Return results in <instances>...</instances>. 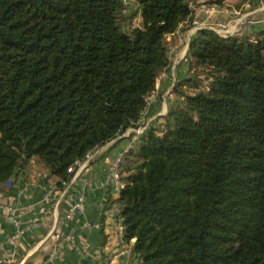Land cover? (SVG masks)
Returning <instances> with one entry per match:
<instances>
[{
  "label": "trees",
  "instance_id": "trees-1",
  "mask_svg": "<svg viewBox=\"0 0 264 264\" xmlns=\"http://www.w3.org/2000/svg\"><path fill=\"white\" fill-rule=\"evenodd\" d=\"M196 1L135 0L126 15L125 0H0V194L32 161L64 190L77 161L141 126ZM187 58L106 208L140 264H264V31L200 27Z\"/></svg>",
  "mask_w": 264,
  "mask_h": 264
},
{
  "label": "crops",
  "instance_id": "crops-1",
  "mask_svg": "<svg viewBox=\"0 0 264 264\" xmlns=\"http://www.w3.org/2000/svg\"><path fill=\"white\" fill-rule=\"evenodd\" d=\"M207 1L198 0L193 6L207 4ZM219 8L220 11L212 16L215 23L233 24L238 30L237 33L247 34L252 37L264 31V0H224ZM196 30L194 28H190L188 31L179 30L174 39H172L171 35L168 36V40H172V43H174L171 45L170 66L172 62H174V66L177 65L178 67L185 63L187 65L186 69H188L187 44H189ZM181 44H184V47L179 49L178 45ZM163 73L166 74L167 71H162L159 78ZM165 102L164 99L161 103L164 104V107L166 106ZM167 111L165 113L160 112L157 115L160 114L161 117ZM130 129L94 151L95 161L83 169L82 173L79 174L72 184L70 191L73 194H78L82 191L84 176L91 177L90 184L85 187L84 215L67 217L71 203L67 196H62L58 187L59 179L57 176H49L47 179H42L38 172L43 170L34 161H32V165L20 172L14 188L9 193L1 195V199L10 204H19L16 193L23 186L24 181H28L29 190L24 200L31 201L35 209L40 212L46 210L47 217L43 226L33 230L22 239L10 262H16L17 264H99L101 259L100 252H102V256L112 253L117 241L114 236L115 225L118 221H122V216L115 202L107 208L106 204H108V200H115L119 194L105 188L102 185V180L106 176L105 170L108 168L109 163L119 152L127 149V134ZM48 192L51 194L50 198L55 203H58V206L51 204L46 199ZM86 219L101 222L102 228L88 229L83 227V222ZM55 226L63 235L72 234L74 239L64 245L61 256L57 257L54 262H50L47 261L49 250L53 244V238L50 233ZM7 231H9V227L5 223L3 216L0 215V238ZM85 246L86 252L82 253Z\"/></svg>",
  "mask_w": 264,
  "mask_h": 264
},
{
  "label": "built area",
  "instance_id": "built-area-1",
  "mask_svg": "<svg viewBox=\"0 0 264 264\" xmlns=\"http://www.w3.org/2000/svg\"><path fill=\"white\" fill-rule=\"evenodd\" d=\"M192 9L193 12L191 18V28L198 29L200 27H209L223 35L236 34L238 32L233 24L224 22L215 23L213 21V14L220 11V8L218 6L211 4H202L200 6L194 7L192 5ZM188 45L189 44H187V46ZM147 127L148 125L146 123H143L138 128L130 129L129 133H133V135L130 138L127 149L119 152L109 163L108 168L105 170L106 176L102 180V185L105 188L111 189L119 194L120 191L125 187V182L122 179V166L125 160V154L129 149L134 148L138 144ZM93 157L94 153L89 154L86 159L77 161L75 165L69 168V171H74L75 174L71 182L66 185L65 189L61 190L62 196H67L71 203L70 207L68 208L67 217H70L72 215H84L85 213V187L90 184L91 177L84 176L83 188L80 193L73 194L70 191V188L79 174L82 173L83 169L88 166L89 161ZM38 175L42 179H46L48 176L47 173L43 171L38 172ZM14 181L15 177L10 178V180L5 183V186L7 188L13 189L15 184ZM28 186V181H24L23 186L20 187V189L17 191L16 196L19 200V204L17 205L4 202L1 199L0 194V215L3 216V218L5 219V223L9 227V231L3 234V236L0 238V264L9 263L22 239H24V237L27 234L31 233L33 230L45 224L47 211L45 210L43 212H40L35 209V206L31 201L24 200V198L28 194ZM50 197L51 194L48 192L46 194V199L49 200L51 204L58 206V203H55V201H53V199H51ZM115 204L117 209L120 211L119 205L117 203ZM83 227L88 229H101L102 223L86 219L83 222ZM50 236L53 238V244L49 250L47 261L54 262L57 257L62 255L64 245L68 242H72L74 237L72 234L63 235L56 226L50 233ZM114 236L117 239L115 249L111 254L107 256H102V252H100L101 259L99 264H140V259L134 252L133 248L135 239L132 238L130 241H126L124 239L122 221H118L116 223ZM83 252H86V246L83 248L82 253Z\"/></svg>",
  "mask_w": 264,
  "mask_h": 264
},
{
  "label": "rangeland",
  "instance_id": "rangeland-1",
  "mask_svg": "<svg viewBox=\"0 0 264 264\" xmlns=\"http://www.w3.org/2000/svg\"><path fill=\"white\" fill-rule=\"evenodd\" d=\"M127 3V10L125 11L126 15H129L132 13L135 8H136V2L135 0H125ZM139 17L135 18L134 22L132 23L133 25L139 24ZM131 23L127 24V29L129 30L131 28ZM174 43H172L173 45ZM179 49H182L184 47V44L178 45ZM173 56V55H172ZM187 65L184 63L182 66H174V62H172V65L170 66L169 70L167 71L166 74H162L160 76L158 85H157V90L155 93L150 97L149 104L147 106V109L145 110L141 124L146 123L147 125L149 124H155L158 125L161 123L160 119V114L157 115L160 112L165 113L170 107V105L175 101L176 94L173 91L174 85L177 83L179 80V77H182L187 74L188 69ZM165 99L166 106L164 107V104H161ZM128 136L130 133L127 134Z\"/></svg>",
  "mask_w": 264,
  "mask_h": 264
}]
</instances>
